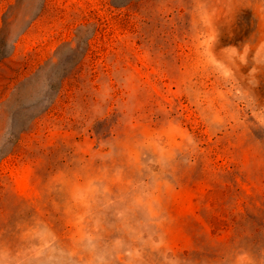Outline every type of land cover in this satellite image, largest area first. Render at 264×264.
<instances>
[{
	"label": "rangeland",
	"instance_id": "1",
	"mask_svg": "<svg viewBox=\"0 0 264 264\" xmlns=\"http://www.w3.org/2000/svg\"><path fill=\"white\" fill-rule=\"evenodd\" d=\"M262 45L264 0H0V247L264 264Z\"/></svg>",
	"mask_w": 264,
	"mask_h": 264
},
{
	"label": "clouds",
	"instance_id": "2",
	"mask_svg": "<svg viewBox=\"0 0 264 264\" xmlns=\"http://www.w3.org/2000/svg\"><path fill=\"white\" fill-rule=\"evenodd\" d=\"M245 53H247V46L245 47ZM255 63L258 65H264V45H262L260 48L257 49V55L254 57ZM244 59L241 58V63H244ZM54 65V63L52 64ZM259 69L257 67H253L252 70L249 72V77H254ZM41 81L43 83L41 84ZM37 85H39L37 89V99H42L43 95L48 90V79H47V72L44 73V75L38 79ZM149 163H152L151 161ZM145 243L151 245L153 250H159L162 247H164V240L161 237L159 241H153L152 235L148 236L147 241ZM86 247L89 251H94L96 248V245L94 243V240L92 237L86 238ZM113 250L119 253L122 249L125 248L124 242L121 240H116L113 243ZM18 254L12 253L5 247H0V264H20L18 259L16 258ZM59 256H64L65 254L63 252L58 253ZM68 258L70 260L71 253L67 254ZM125 255L129 257L128 264H135L136 261H141V253L139 249H134L130 251H126ZM54 259V258H53ZM67 262V261H64ZM50 264H53L51 261ZM54 264H57V261H54ZM98 264H105V261L102 258L98 259ZM162 264H182V262L177 259L175 256L169 257L167 254H164L162 257ZM236 264H256V261L253 260V258L247 253L244 252L236 257Z\"/></svg>",
	"mask_w": 264,
	"mask_h": 264
}]
</instances>
